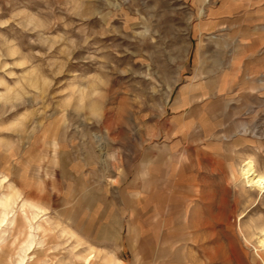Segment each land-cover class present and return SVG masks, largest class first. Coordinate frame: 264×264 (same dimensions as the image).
<instances>
[{
  "label": "rangeland",
  "instance_id": "rangeland-1",
  "mask_svg": "<svg viewBox=\"0 0 264 264\" xmlns=\"http://www.w3.org/2000/svg\"><path fill=\"white\" fill-rule=\"evenodd\" d=\"M244 1L0 0V264H264V0ZM239 47L259 84L180 100L198 54Z\"/></svg>",
  "mask_w": 264,
  "mask_h": 264
},
{
  "label": "crops",
  "instance_id": "crops-1",
  "mask_svg": "<svg viewBox=\"0 0 264 264\" xmlns=\"http://www.w3.org/2000/svg\"><path fill=\"white\" fill-rule=\"evenodd\" d=\"M238 9L240 7H245L244 0H238L236 4ZM220 9L225 13L228 10H231L229 3L227 1H223L220 5ZM240 48H237L232 55V59L225 60V58L220 59H212L209 57H205L202 53L198 54L197 59L192 64L193 72L191 73L187 85L182 89L181 95L179 98L182 102H187V99H192L190 93L198 92V93H207L202 94V99H210L208 97V93H210L208 85H217L218 91L221 93L217 95L216 98L220 99H231L229 93L231 91H237L238 93L245 92L248 90L247 86L257 85L261 82L260 77L257 76L255 78L248 77L249 80L247 82V70L253 69L255 66V60L258 59L261 53V49H255L254 52H249L246 54L244 51H240ZM207 56H212V53H208ZM258 56V57H257ZM220 71V72H219ZM215 72H219L216 74ZM262 75V72L261 74ZM249 90H252L249 88ZM199 97V95H195L194 98ZM185 104H182L183 108ZM189 123L193 121H188ZM195 122V121H194ZM200 122V121H198Z\"/></svg>",
  "mask_w": 264,
  "mask_h": 264
},
{
  "label": "bare ground",
  "instance_id": "bare-ground-1",
  "mask_svg": "<svg viewBox=\"0 0 264 264\" xmlns=\"http://www.w3.org/2000/svg\"><path fill=\"white\" fill-rule=\"evenodd\" d=\"M25 207V206H24ZM23 208V207H22ZM22 210V209H21ZM24 211V210H23ZM22 211V212H23ZM26 213V212H25ZM24 213V214H25ZM24 216V215H23ZM26 217H27V215H25ZM24 216V217H25ZM27 220H28V218H27ZM26 220V221H27ZM30 220V219H29ZM38 223V222H37ZM30 226V225H29ZM31 227V226H30ZM37 228V227H36ZM32 229H33V227H32ZM259 229V228H258ZM38 230H46V228H45V226L42 224V223H40L39 224V226H38ZM29 231H30V229H29ZM33 235H32V233L30 232V233H28V239H30L29 237H32ZM258 241H259V243H260V245H261V247H263L264 248V227L263 228H261L260 230H259V232H258ZM29 242V241H28ZM31 245L32 244V242H29L28 243V245ZM32 246V245H31ZM264 250V249H263ZM260 257V256H259Z\"/></svg>",
  "mask_w": 264,
  "mask_h": 264
}]
</instances>
